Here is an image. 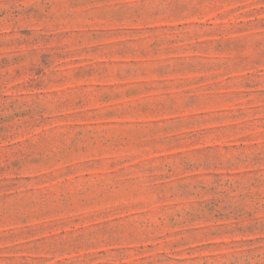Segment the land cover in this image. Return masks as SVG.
<instances>
[{
    "label": "rangeland",
    "instance_id": "374dc122",
    "mask_svg": "<svg viewBox=\"0 0 264 264\" xmlns=\"http://www.w3.org/2000/svg\"><path fill=\"white\" fill-rule=\"evenodd\" d=\"M0 264H264V0H0Z\"/></svg>",
    "mask_w": 264,
    "mask_h": 264
}]
</instances>
